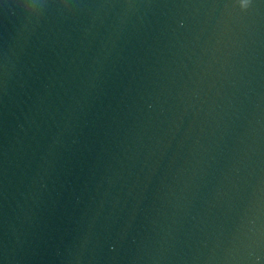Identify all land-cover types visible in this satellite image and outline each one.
<instances>
[{"label": "water", "instance_id": "95a60500", "mask_svg": "<svg viewBox=\"0 0 264 264\" xmlns=\"http://www.w3.org/2000/svg\"><path fill=\"white\" fill-rule=\"evenodd\" d=\"M89 264H264V0H96Z\"/></svg>", "mask_w": 264, "mask_h": 264}, {"label": "clouds", "instance_id": "9594fccd", "mask_svg": "<svg viewBox=\"0 0 264 264\" xmlns=\"http://www.w3.org/2000/svg\"><path fill=\"white\" fill-rule=\"evenodd\" d=\"M3 2L4 0H0V3ZM238 2L242 8L246 9L249 7L251 0H238ZM17 6L25 11H31L42 5H38L37 0H17ZM8 7H12V5L9 4Z\"/></svg>", "mask_w": 264, "mask_h": 264}, {"label": "snow or ice", "instance_id": "6c2138e0", "mask_svg": "<svg viewBox=\"0 0 264 264\" xmlns=\"http://www.w3.org/2000/svg\"><path fill=\"white\" fill-rule=\"evenodd\" d=\"M251 2H252V0H251ZM251 4V3H250ZM250 4L248 5V6H250Z\"/></svg>", "mask_w": 264, "mask_h": 264}]
</instances>
